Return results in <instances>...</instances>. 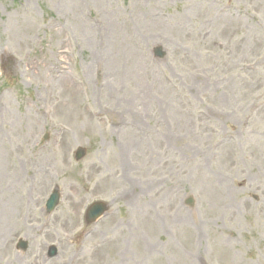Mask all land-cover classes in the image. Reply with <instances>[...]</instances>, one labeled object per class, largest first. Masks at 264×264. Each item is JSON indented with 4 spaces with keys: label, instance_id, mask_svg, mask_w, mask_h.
Returning <instances> with one entry per match:
<instances>
[{
    "label": "rangeland",
    "instance_id": "1",
    "mask_svg": "<svg viewBox=\"0 0 264 264\" xmlns=\"http://www.w3.org/2000/svg\"><path fill=\"white\" fill-rule=\"evenodd\" d=\"M1 236L0 264H264V0H0Z\"/></svg>",
    "mask_w": 264,
    "mask_h": 264
},
{
    "label": "water",
    "instance_id": "2",
    "mask_svg": "<svg viewBox=\"0 0 264 264\" xmlns=\"http://www.w3.org/2000/svg\"><path fill=\"white\" fill-rule=\"evenodd\" d=\"M155 55L158 57V58H163L165 56V54L161 51L160 48H157L156 51H155ZM86 153L84 150H79L77 152V155H76V159L79 161L81 160L83 157H85ZM58 202H59V193L56 191L49 199L48 201V204H47V209H48V212H52L56 206L58 205ZM192 201L190 200L189 201V204H191ZM107 210V206H105L104 204L102 203H96L94 205H92L88 211V215H87V221L88 223H92L94 222L95 220H97L101 215H103ZM21 248L23 250H26L27 248V245L25 243H22L21 244ZM57 255V251L56 249H52L50 251V257H54Z\"/></svg>",
    "mask_w": 264,
    "mask_h": 264
},
{
    "label": "bare ground",
    "instance_id": "3",
    "mask_svg": "<svg viewBox=\"0 0 264 264\" xmlns=\"http://www.w3.org/2000/svg\"><path fill=\"white\" fill-rule=\"evenodd\" d=\"M59 71H60V73H62L63 75H61L60 76V79L62 80V81H64V80H67L66 79V75H64V73L66 72V68L65 67H61V68H59L58 69ZM44 179H43V181H45V177H43ZM48 183V182H47ZM16 197V194H13L12 192H10V197H9V195H8V198H9V200L12 202L13 201V199ZM74 197V196H73ZM73 197H69V202H70V200L72 201V199H73ZM14 202V201H13ZM75 208H78V204L77 203H74V208H72V209H75ZM71 209V210H72ZM8 212H12V211H10V210H7ZM8 230L9 229H6V231H5V236H6V234L8 233ZM5 236H1L0 237V240L2 241L4 238H5ZM99 244L100 243H97V245H96V247H98L99 246ZM15 263L16 264H23V263H21L20 262V259L19 258H16V260H15Z\"/></svg>",
    "mask_w": 264,
    "mask_h": 264
}]
</instances>
